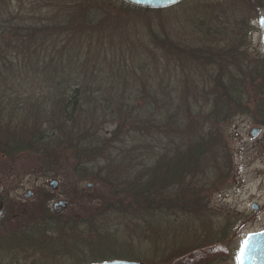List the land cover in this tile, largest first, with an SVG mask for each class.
<instances>
[{"label":"rangeland","instance_id":"374dc122","mask_svg":"<svg viewBox=\"0 0 264 264\" xmlns=\"http://www.w3.org/2000/svg\"><path fill=\"white\" fill-rule=\"evenodd\" d=\"M35 1L0 0V13L10 8L17 13L11 14V18L24 17ZM48 1L42 3L47 5ZM248 1L182 0L177 9L164 13L160 19L153 12H123L125 23L129 24L113 34L117 43L110 46L112 42H108L107 47L100 48L96 40L80 55L84 59V71L79 72L90 73L89 79L93 80L87 83L84 91L96 97L93 96L95 100L91 102L87 100L78 112L77 118L82 123L78 131L86 129L88 124L99 129V136L111 137L119 130L116 139L123 142L126 138L133 146L143 135L150 142L161 139V145L163 140L166 146L163 164L165 161L171 164L203 140L213 144V153L196 156V167L184 169L179 182L170 183L169 178L168 182H163L169 193L182 189L181 200L187 203L185 207L160 216L145 214V220L149 216L146 220L149 225L142 218L125 214L102 215L99 219L96 215L103 210L100 200L106 196L114 199L115 193L101 182L79 181L71 172L72 163L55 167L64 176L47 175L41 168L31 169L39 165L33 163L35 158L18 161L0 156V203H5L7 211L5 220L0 223V264H74L79 258L89 262L95 256L98 259L128 257L140 260L148 257L149 261L153 259V264H239L237 254L244 238L264 229V109L262 103L259 105L264 83L260 84L261 79L256 74L259 67H264V47L256 9L252 10ZM151 31L172 41L176 48V45L182 46L179 48H185V52L170 55L163 45L156 47ZM90 41L92 39L86 44ZM31 43V55L30 51L24 58L9 54L11 62L22 67L15 79L20 85L16 90L21 94H30L32 88L40 89L37 75L33 81L35 73L40 71L48 76V71L42 68L44 65L39 69L35 61L39 55L46 59L51 57L48 41L38 46L37 51L36 41ZM27 46L28 41L25 49ZM75 48L77 53L78 47ZM218 49L228 50V54H221ZM234 49L240 57H230ZM188 51L193 52L192 57L188 56ZM208 54L218 63H210ZM236 70L240 74H233L243 78L238 85L244 94L242 100L239 104L221 105L220 98L234 100L226 94L227 74ZM260 72L264 75V71ZM13 92H7L13 101L23 96ZM37 96H30L31 101ZM149 96H153L151 101L155 107L150 116L145 111L151 106ZM8 97L2 98L9 100ZM97 99L104 108L95 106ZM227 106L230 111L225 113ZM121 107L132 112L126 120L119 111ZM136 115L139 122L134 125L131 120ZM52 126L68 130L66 114L56 111ZM257 127L261 129L253 137L251 131ZM86 131L91 134L89 129ZM57 143L65 147L64 140ZM120 147H124L121 142L117 145ZM156 160L148 159V167ZM52 178L60 181L57 190L48 184ZM30 189L34 195L26 198L24 194ZM59 199L71 202L60 220H78L81 224L78 230L84 233L85 239L97 237L94 230L99 229L97 225L104 226L105 221L106 226L113 224L112 228H121L123 234L118 236L116 247L95 256L97 253L88 248L84 251L74 249L72 253L64 244L67 236L63 235L54 236L49 242L51 246H37L32 251L6 248L10 230L39 217L47 202L52 209ZM90 218L93 220L89 221ZM88 222L97 224L93 231ZM224 232L227 235L221 240ZM151 233L159 237H154L159 242L154 248L153 243L147 245V241H143ZM124 247L132 256L126 254ZM167 248L171 251L163 250ZM29 255L33 256L28 258Z\"/></svg>","mask_w":264,"mask_h":264},{"label":"trees","instance_id":"16d2710c","mask_svg":"<svg viewBox=\"0 0 264 264\" xmlns=\"http://www.w3.org/2000/svg\"><path fill=\"white\" fill-rule=\"evenodd\" d=\"M49 1L47 5H44L43 0H36L28 14L24 17L18 16L17 19L11 18V14L17 13L13 10L10 11V8H6L5 12L0 13V156L8 160L17 159L18 161L19 159L22 161L23 159L35 158L33 163H39V165L35 164L31 169L41 168V172L47 175L64 176L65 174L58 172L55 167H62L63 163H72L71 172L75 173L79 181L101 182L110 192L115 193L114 199H109L106 196L105 199L100 200L103 210L101 213L95 214L99 219L102 215L113 217L115 214H125L144 219V215H148V213L160 216L161 213H170L179 207L183 209L187 203L181 200L183 198L182 189L179 192L173 190L172 193H169L164 189L163 182H168V178L170 183L179 182V175L184 169L196 167L198 163L196 156H207L213 153L212 151L215 150L213 144L203 140L199 144L193 145V149L182 153L171 164L165 160V164H163L162 155L165 157L163 152H166L163 140L161 145V139L150 142L143 135L133 146L126 141V138H123V142L122 139H116L119 130L115 131L114 136L101 137L98 135L99 129L91 128L87 124L86 129H83L85 132L82 128H80L82 130L80 132L78 126L79 124L82 126V123L77 118V114L84 103L91 102L95 100L93 96L96 97V94L89 95L84 91L88 88L87 83L93 80L89 79L90 73L79 72L80 70L84 71L82 65L84 59L80 57L81 52L86 51L96 40L99 41L100 48L107 47L105 44L107 45L108 42H112L110 46L117 43L116 36L113 37V34L129 24L125 23L123 12L138 11L143 14L153 12L160 19L161 15L166 12L171 13L180 5L156 9L132 5L125 0ZM248 2L252 10L256 9V17L259 18L264 11V0H250ZM43 7L46 8L45 11ZM53 38L54 40L51 41ZM90 39L92 41L86 44ZM151 39L156 47H159V44L163 45L165 51L170 55L185 52L183 50L185 48L181 49L179 47L182 46L179 45H176L178 46L176 48L172 41L157 36L156 32L151 33ZM32 40L36 41L34 46L36 51L38 46L48 41V52L52 53L51 57L46 59L39 55L35 58L39 69L44 65L42 68L48 71V76L46 77L44 73L38 71L35 73L33 81L35 82L37 75V85L40 89L32 88L30 94L27 92L21 94L18 92L19 90H16L20 85L15 82V79H17L16 74L22 71V67L16 62H11L9 54L15 53L16 58H24L25 53L30 51L31 55ZM61 40L64 44H61ZM27 41L28 46L25 49ZM75 46L78 47L77 53ZM105 50L102 53H105ZM222 51L225 52L224 49H218L219 53L228 54V50L225 53ZM188 52V56L192 57L193 52ZM231 53L230 57L241 56L239 52L235 53V49ZM208 55L211 59L210 63H218L216 58H211V55ZM48 60L51 61L48 62ZM75 61L79 63L76 64ZM134 65L135 63H133ZM258 71L256 74L261 79L260 84L263 85L264 75L260 71H264V67H259ZM149 72L151 71L149 70ZM233 73L240 74V71L237 72L236 70V72L232 71L227 74L230 86L227 85L228 92L226 94H229L234 100L229 102V100L222 101L223 98H220L221 105L231 102L239 104L244 95L241 88L238 87L243 78ZM10 90L23 96L20 100L13 101L10 94L9 97L7 95ZM26 94L29 96L24 98ZM35 94L38 95L36 100L33 101L32 97L31 101L30 96ZM2 97H8L9 100ZM152 97H148L151 106L145 109L149 116L153 112L152 109H155L151 101ZM95 102L97 104L95 106L105 107L98 102V99ZM261 103L264 109V95L259 98V105ZM56 111L66 114L68 130L65 128L57 129L52 126ZM111 111L114 114L112 109ZM119 111L125 120L132 113L122 107ZM229 111L230 108L227 106L224 112L228 113ZM49 113L51 115H47ZM137 116H133L134 118L131 120L134 125L139 122ZM20 120L21 122H19ZM70 120L71 124L69 123ZM87 129L91 131V134L86 131ZM144 134L147 135V133ZM63 140L65 147L57 143ZM118 142L123 143L124 147L117 148ZM154 158L157 160L148 167V159ZM47 204L48 202L45 204L46 209L39 217H34L30 222L22 223L10 230L8 235L10 240L7 239L6 248L14 247L16 250L32 251L37 249V246L50 245L49 242L54 236L66 235L64 244L69 246L68 249L72 253L75 252L74 249L84 251L88 248L97 253L94 254L95 256L100 253L104 254L105 250H110V248L112 251L116 247L115 244L118 243V236L123 234L120 232L121 228H112L113 224L112 227L106 226L107 221L102 223L105 227L99 226L95 222H88L87 225L91 227L92 231L96 225L99 229L94 230L97 231V237L85 239L84 233L78 230L81 227L78 220L70 221L68 218L63 221L60 220L63 211L67 210L71 204L60 213L54 212ZM6 213L7 211L1 217L0 223L5 220ZM148 218L149 216L146 217V220ZM90 219L88 220H93ZM146 220L145 222L148 223ZM225 235L227 232L221 234V240L225 238ZM154 237L158 236H153V233L147 234V238H144L143 241H147V245L153 243V248L157 247L159 242ZM123 249L126 250L127 255L132 256L126 247ZM163 250L165 252L171 251L169 248ZM108 255L110 254L105 256ZM32 256L29 255L28 258ZM98 258L95 256L93 260H106ZM155 259L157 258L155 257ZM93 260L89 262H93ZM142 260L147 264H153V259L149 261L148 257L142 258ZM89 262L79 258L74 264H87Z\"/></svg>","mask_w":264,"mask_h":264},{"label":"water","instance_id":"95a60500","mask_svg":"<svg viewBox=\"0 0 264 264\" xmlns=\"http://www.w3.org/2000/svg\"><path fill=\"white\" fill-rule=\"evenodd\" d=\"M126 2L147 8H168L178 4L182 0H125ZM258 25L262 29V43L264 47V14L260 16ZM260 127L252 129V136L255 137L260 131ZM49 186L54 190H57L60 186V181L57 178H52L49 181ZM91 184H89L90 186ZM34 195L32 189L28 190L24 196L30 198ZM71 204L68 199H59L54 203L53 209L59 213L64 208H67ZM256 207V206H255ZM5 203H0V218L4 215ZM238 263L239 264H264V229L256 232L249 233L243 240L240 250L238 252ZM89 264H147L141 260L116 258L112 260H105L99 262H92Z\"/></svg>","mask_w":264,"mask_h":264},{"label":"flooded vegetation","instance_id":"af4514ba","mask_svg":"<svg viewBox=\"0 0 264 264\" xmlns=\"http://www.w3.org/2000/svg\"><path fill=\"white\" fill-rule=\"evenodd\" d=\"M5 211H6V205H5Z\"/></svg>","mask_w":264,"mask_h":264},{"label":"bare ground","instance_id":"6f19581e","mask_svg":"<svg viewBox=\"0 0 264 264\" xmlns=\"http://www.w3.org/2000/svg\"><path fill=\"white\" fill-rule=\"evenodd\" d=\"M96 261V260H95Z\"/></svg>","mask_w":264,"mask_h":264}]
</instances>
